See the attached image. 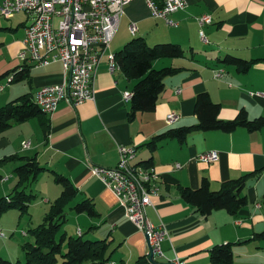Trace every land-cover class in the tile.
Listing matches in <instances>:
<instances>
[{"label":"crops","instance_id":"1","mask_svg":"<svg viewBox=\"0 0 264 264\" xmlns=\"http://www.w3.org/2000/svg\"><path fill=\"white\" fill-rule=\"evenodd\" d=\"M205 13L212 16L213 22L201 27L198 17ZM171 18L175 25L153 17L145 0H132L110 45L116 53L135 36H143L149 45L174 42L185 50L183 56L161 57L153 62L157 69L179 68L164 78L165 89L153 111L138 112L130 118L131 101L125 100L123 93L132 91L136 81L122 70L111 73L104 58L95 77V100L77 106L61 101L51 115L13 122L0 133V160L11 155L35 156L45 169L29 186L47 203L62 190L54 172L67 176L78 190L76 198L93 199L99 213L96 217L109 227L106 238L117 244L121 262L113 258L111 261L133 264L146 255V237L128 220L115 195L92 174L90 166L114 167L119 161L118 146H135L133 163L152 164L161 173L160 196L153 198L146 213L150 222L164 224L170 234L163 242L167 256L173 255V246L184 264H213L212 246L228 242L233 244L234 264H264V240H251L254 233L264 230L262 206L256 205L264 201V127L255 131L244 127L231 132L197 130L184 140H163L155 148L148 144L170 128L196 124L194 106L200 92H208L221 105L222 119L235 118L242 108L250 119L264 116V0H187V6ZM31 20L25 12L12 18L0 15V76L20 65L18 53ZM131 23L138 26L135 35L130 32ZM201 30L208 43L202 40ZM228 54L256 62L247 72H241L237 66L220 61ZM218 69L224 70L221 78L214 76ZM69 80L61 62L31 66L26 78L14 80L0 90V106L25 94L34 101L40 87ZM4 81L1 79L0 84ZM172 112L179 118L169 123L167 116ZM42 121L47 122V132ZM25 140L31 142L27 149L22 148ZM209 150H218L220 159H197ZM176 163L183 166L176 168ZM255 171L245 188L248 201L237 213L217 209L204 216L181 197L180 187L197 188L203 177L217 190L223 182ZM4 174L9 173L1 172ZM0 182L3 197L9 195L8 187L16 185L10 178Z\"/></svg>","mask_w":264,"mask_h":264},{"label":"trees","instance_id":"2","mask_svg":"<svg viewBox=\"0 0 264 264\" xmlns=\"http://www.w3.org/2000/svg\"><path fill=\"white\" fill-rule=\"evenodd\" d=\"M184 52L185 50L178 43L160 42L149 45L143 36H135L115 53L121 70L128 78L136 81L130 99L131 119L138 112L153 111L156 108L159 97L165 89L164 78L179 70L171 66L157 69L153 67V62L161 57H180L184 55ZM220 61L237 66L241 72H247L256 62V60H245L231 54L225 55ZM31 66L20 64L1 75L0 80L10 73L15 74V80L26 78ZM220 109L221 105L214 102L208 92H200L196 96L194 106L198 122L193 125L170 128L154 136L148 144L155 148L163 140L172 138L184 140L189 133L197 130L231 132L244 127L249 131H255L264 127V116L250 119L247 110L242 108L235 118L225 120L219 117ZM43 114L45 113L29 94L22 95L0 106V133L9 128L13 122H24ZM42 124L47 132V122L42 121ZM15 160L22 162L14 169L18 181L11 195L0 198V215L11 208H18L23 212L27 210L29 203L37 196L36 192L27 187L45 169L35 156L24 155L6 156L0 160V165ZM256 173L255 171L236 179H229L217 190H213L209 179L203 177L197 188L180 187L181 197L204 216H209L217 209L237 213L248 201L245 188L248 179ZM2 177L0 173V180ZM54 179L62 186L61 193L53 201L43 222L30 230L34 240L23 244L25 261H11L0 255V264H109L114 250L108 252L109 243H111L108 238L87 239L83 236V230L80 235L77 230L76 235H71L65 230L64 225L67 221L65 207L78 195V190L72 181L61 173L54 172ZM261 206L264 215V201ZM71 208L77 214L84 213L91 217L99 215L93 199L89 197L76 202ZM251 240H264V230L254 233ZM210 258L213 264H234L233 244L227 242L213 245L210 249ZM134 264L151 263L144 255Z\"/></svg>","mask_w":264,"mask_h":264},{"label":"built area","instance_id":"3","mask_svg":"<svg viewBox=\"0 0 264 264\" xmlns=\"http://www.w3.org/2000/svg\"><path fill=\"white\" fill-rule=\"evenodd\" d=\"M132 0H0V15L12 18L18 13L31 15L32 20L26 26L23 48L18 53L20 64L44 66L61 62L64 71L70 75L69 82L48 84L40 87L34 102L43 113L53 114L61 101H67L73 106L88 100H95V77L97 70L107 59L108 70L115 73L121 70L116 54L110 50V45L119 29L125 8ZM153 17L175 25L171 15L187 6V0H145ZM199 25L213 22L212 16L205 13L198 17ZM130 32L135 35L138 26L130 24ZM201 38L208 43L203 30ZM224 70L214 71L216 78L223 76ZM15 80V74L10 73L0 84V90ZM132 91L123 93L125 100H130ZM179 116L172 112L168 114L169 123L177 121ZM31 142H22V148L27 149ZM119 161L114 167L90 166L93 175L99 177L112 191L125 215L135 223L147 240L146 257L150 250L157 260L164 259L174 264H184V259L172 246L173 255L167 256L163 242L170 238L164 224L155 225L147 218V208L153 205V198L160 196L161 173L149 163L134 164L137 150L135 146L119 145ZM199 161L216 162L220 159L218 150H209L197 156ZM183 165L176 163V168ZM9 176H3L1 181H7ZM261 207V203L256 204ZM23 235L27 231H22ZM82 234V229L77 228ZM0 228V237H6ZM110 264H116L111 261Z\"/></svg>","mask_w":264,"mask_h":264},{"label":"rangeland","instance_id":"4","mask_svg":"<svg viewBox=\"0 0 264 264\" xmlns=\"http://www.w3.org/2000/svg\"><path fill=\"white\" fill-rule=\"evenodd\" d=\"M153 42V40H150ZM150 42V43H151ZM27 153V152H26ZM25 153V154H26ZM18 163V162H16ZM16 165L13 161H9L3 164L0 170L4 174L9 176L12 181V185L17 183L18 179L14 175V169L12 165ZM18 166V164L16 165ZM34 183L33 185H36ZM31 186L28 185L27 189H30ZM13 188L8 187L9 195ZM2 183L0 182V198L4 195L2 194ZM35 192V191H34ZM60 195V192L56 194L55 198H51V202H44L43 196H36L29 203V206L26 211H21L18 208H11L6 210L0 215V228L4 230L6 237H0V255L11 261H25V250L23 249V244L27 241H33V235L30 230L35 228L38 224L43 222L45 215L50 211L53 201ZM80 201L78 198H74L70 204L65 207L67 221L64 225L65 230L71 235H76L77 227H81L84 232V238L87 239H104L108 236L109 227L105 223L100 221V218L90 217L87 214H84L82 218L78 219L76 217L78 214L71 208L73 204ZM98 222L99 225L97 224ZM94 225V226H93ZM103 225V227H101ZM96 226V227H95ZM101 227V228H100ZM22 229L26 230L28 235L23 236L19 232ZM113 251L112 257L117 261L121 262L118 258V246L117 244L109 243L108 252ZM118 251V252H117ZM135 261L133 262V264Z\"/></svg>","mask_w":264,"mask_h":264},{"label":"water","instance_id":"5","mask_svg":"<svg viewBox=\"0 0 264 264\" xmlns=\"http://www.w3.org/2000/svg\"><path fill=\"white\" fill-rule=\"evenodd\" d=\"M148 249L150 251V254H149V257H148V260L151 264H174V263H171V262H162V261H159L157 259L154 258V254L153 252L150 250V246L148 245Z\"/></svg>","mask_w":264,"mask_h":264}]
</instances>
